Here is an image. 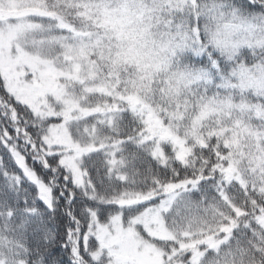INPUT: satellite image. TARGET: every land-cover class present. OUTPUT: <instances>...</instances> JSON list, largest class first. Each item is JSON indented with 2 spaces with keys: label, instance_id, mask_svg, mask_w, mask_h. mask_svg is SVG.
<instances>
[{
  "label": "snow or ice",
  "instance_id": "obj_1",
  "mask_svg": "<svg viewBox=\"0 0 264 264\" xmlns=\"http://www.w3.org/2000/svg\"><path fill=\"white\" fill-rule=\"evenodd\" d=\"M0 264H264V0H0Z\"/></svg>",
  "mask_w": 264,
  "mask_h": 264
}]
</instances>
